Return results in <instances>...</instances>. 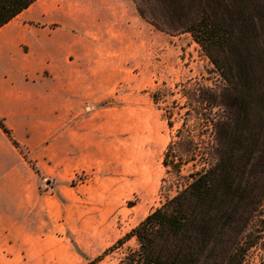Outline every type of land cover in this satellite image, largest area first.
Segmentation results:
<instances>
[{
  "label": "crops",
  "instance_id": "1",
  "mask_svg": "<svg viewBox=\"0 0 264 264\" xmlns=\"http://www.w3.org/2000/svg\"><path fill=\"white\" fill-rule=\"evenodd\" d=\"M153 37L132 0H36L0 28V119L18 145L0 129V264H70L67 232L114 209L121 135L152 110ZM160 159L135 161L148 196Z\"/></svg>",
  "mask_w": 264,
  "mask_h": 264
},
{
  "label": "trees",
  "instance_id": "2",
  "mask_svg": "<svg viewBox=\"0 0 264 264\" xmlns=\"http://www.w3.org/2000/svg\"><path fill=\"white\" fill-rule=\"evenodd\" d=\"M35 1L0 0V28ZM132 2L156 31L189 35L219 83L197 89L193 126L183 119L163 152L172 180L159 194L167 183L175 194L87 264L130 238L137 248L117 264H264V0ZM0 129L18 147L1 119ZM189 163L201 167L184 176Z\"/></svg>",
  "mask_w": 264,
  "mask_h": 264
},
{
  "label": "rangeland",
  "instance_id": "3",
  "mask_svg": "<svg viewBox=\"0 0 264 264\" xmlns=\"http://www.w3.org/2000/svg\"><path fill=\"white\" fill-rule=\"evenodd\" d=\"M153 31L154 63L151 79L154 84L147 90L152 102L151 113L146 118L136 121L138 127L140 124L145 125L142 134L137 128L130 134L123 132L121 135L120 179H117L120 196L115 200L114 209L109 214L100 213V217H104V220L97 228H93L92 225L94 215L87 213L82 231L74 227L73 231L67 232L70 241L68 244L76 254L70 264H87L102 255L105 250L134 229L150 212L158 208L163 203L164 197L175 194V188L169 187V183L164 186L163 195L159 194V189L152 195L145 194L138 184L134 170L135 161L142 154L147 158L151 157L152 153H157V157L162 161L170 137L180 127L183 119H187L189 125L194 124L193 114H190L187 104H192L191 99L197 94V89L213 88L219 83L212 65L189 35L169 36L154 28ZM156 33H160V36ZM168 116L172 119V131L167 127ZM121 122L124 125L123 119ZM192 129L197 131L196 127ZM20 150V153L26 156V153ZM200 167V163H189L182 167L181 173L185 176ZM165 172L161 166L159 188L163 178L167 181L172 180V176H166ZM93 239L101 241L100 245L91 246ZM136 248L135 239L130 238L121 247H115L97 264H117L128 250Z\"/></svg>",
  "mask_w": 264,
  "mask_h": 264
},
{
  "label": "built area",
  "instance_id": "4",
  "mask_svg": "<svg viewBox=\"0 0 264 264\" xmlns=\"http://www.w3.org/2000/svg\"><path fill=\"white\" fill-rule=\"evenodd\" d=\"M76 179H77L78 182H82L83 180H85V176L84 175H78L76 177Z\"/></svg>",
  "mask_w": 264,
  "mask_h": 264
}]
</instances>
